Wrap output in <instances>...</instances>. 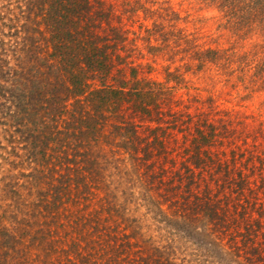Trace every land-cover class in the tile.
Listing matches in <instances>:
<instances>
[{
  "label": "trees",
  "instance_id": "trees-1",
  "mask_svg": "<svg viewBox=\"0 0 264 264\" xmlns=\"http://www.w3.org/2000/svg\"><path fill=\"white\" fill-rule=\"evenodd\" d=\"M170 1L0 0V129L40 130L20 139L37 141L36 149L46 144L47 177L67 170L71 180L82 166L92 169L101 145L129 154L150 189L157 182L169 190L165 196L185 223L207 219L232 264H264V180L254 179L264 169V150L239 152L245 122L219 109L213 94L208 109L178 97L199 91L188 76L202 75L210 87L264 103V45L255 42L264 41V0H201L221 14L219 27L231 41L223 48L186 30ZM247 41L254 46L246 49ZM159 64L163 80L152 77ZM64 190L73 193L72 186L55 192ZM108 197L94 215L79 211L75 218L91 213L72 247L86 264L120 238L103 214H122L123 205ZM172 244L122 243L136 264H186Z\"/></svg>",
  "mask_w": 264,
  "mask_h": 264
},
{
  "label": "rangeland",
  "instance_id": "rangeland-1",
  "mask_svg": "<svg viewBox=\"0 0 264 264\" xmlns=\"http://www.w3.org/2000/svg\"><path fill=\"white\" fill-rule=\"evenodd\" d=\"M170 6L180 14L182 26L199 33L204 42L214 48L230 46L228 35L219 27L221 14L214 8L201 0H171ZM134 28L139 31V23ZM255 42L264 45L262 40ZM243 44L246 49L254 46L251 41ZM164 68L162 64L156 65L152 77L163 80L166 75ZM191 78L193 87L200 90H181L179 100L188 104L192 99L194 103L199 102L197 105L201 108L208 109L206 98L213 94L219 109L233 110L234 115L238 114L239 120L245 122L238 126V132L245 131L236 140L241 147L239 152L264 150L263 98L242 101L237 91L231 92L222 85L210 87L202 75L188 76ZM33 130L23 129L17 134V129H0V264L88 263L73 254L72 247L75 246L73 239L84 230L80 225L88 221L87 225H91V213L90 217L79 219V223L75 218L79 211L81 214L93 211L94 215L101 201L110 200L108 196L117 198L119 205H123L122 214L110 210L103 214L113 227L111 230L118 231L120 238L115 249L106 245L107 252L100 254L101 258H91L90 261H98L95 264H136L134 254L131 252L129 255L123 250L122 243L128 240L134 243L141 240L151 247L158 246V242L160 246L173 243L170 246L175 248L176 257L186 264H232L230 255L218 246L220 236L211 230L207 219L185 223L180 218L181 209L171 203V197L165 196L169 190L153 181L150 187L154 188L150 189L147 175L143 174L144 167L139 168L142 164L131 159L129 154H114L111 147L101 145L93 149L92 159L95 160L92 169L89 164L82 166L71 180H67V170L55 177H47L43 167L47 159L52 163V156L46 150V144L40 143L43 148L36 149L37 141L28 135L29 139H20L24 133L39 137L40 130ZM68 154L70 152L66 150L64 157ZM164 166L168 168L171 165ZM170 176L167 174L166 180H170ZM254 179L262 183L264 169L256 171ZM70 186L73 187L70 195L65 190L63 194L55 192L57 188ZM183 225H188L189 229Z\"/></svg>",
  "mask_w": 264,
  "mask_h": 264
}]
</instances>
